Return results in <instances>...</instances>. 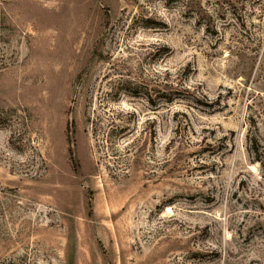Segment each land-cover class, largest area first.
Wrapping results in <instances>:
<instances>
[{"label":"rangeland","instance_id":"374dc122","mask_svg":"<svg viewBox=\"0 0 264 264\" xmlns=\"http://www.w3.org/2000/svg\"><path fill=\"white\" fill-rule=\"evenodd\" d=\"M0 264H264V0H0Z\"/></svg>","mask_w":264,"mask_h":264}]
</instances>
